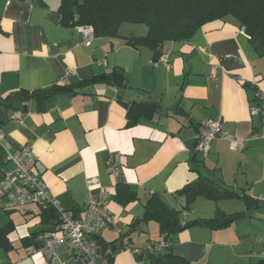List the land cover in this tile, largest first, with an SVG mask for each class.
Wrapping results in <instances>:
<instances>
[{
  "label": "crops",
  "instance_id": "obj_1",
  "mask_svg": "<svg viewBox=\"0 0 264 264\" xmlns=\"http://www.w3.org/2000/svg\"><path fill=\"white\" fill-rule=\"evenodd\" d=\"M59 4L0 0V104L21 89L77 87L92 79L47 96L43 110L31 102L21 122L7 113L0 124V179L5 151L29 145L30 170L64 210L79 216L88 193L102 188L111 220L97 239L107 245L113 264H141L161 240L193 263L264 264V202L248 206L243 199L264 197V117L250 114L255 90L264 91V55L232 17L206 24L187 41L165 42L160 53L169 52L170 66L151 48L126 42V35L144 34L145 28L95 36L85 46L75 26L62 24ZM114 70L124 77L110 81ZM133 101L159 107L130 122L124 104ZM209 117L244 139V149L230 151L218 136L203 158L197 140ZM201 175L240 196L200 195L186 205L181 190ZM121 186L133 192L125 204L116 199ZM151 196L180 210V224L210 219L217 210L245 215L221 228L178 227L166 238L158 221L144 216ZM6 202L0 190V225L13 224L10 248L0 247V264H67L72 257L65 245L51 259L40 242L42 230L58 225V213L49 216L34 205L7 209Z\"/></svg>",
  "mask_w": 264,
  "mask_h": 264
},
{
  "label": "trees",
  "instance_id": "obj_2",
  "mask_svg": "<svg viewBox=\"0 0 264 264\" xmlns=\"http://www.w3.org/2000/svg\"><path fill=\"white\" fill-rule=\"evenodd\" d=\"M58 12L61 15L62 24L75 27L90 26L96 37L122 35L123 24L144 25V34L126 35V42L137 46L145 45L154 51L156 57L161 54V47L165 42L187 41L206 24L232 17L237 21L240 30L247 36L255 51L264 55V0H60ZM109 75L111 76L110 81L116 76L124 77L118 70L112 71ZM91 83L92 79H89L78 84L77 87L54 84L49 88L32 91L21 89L17 95H9L3 99L0 104V124L7 117L8 112L26 111L31 102L36 103L38 108L43 110L47 96L79 89ZM124 105L130 122L139 116L150 115L155 108L159 107L156 102L150 101H133ZM3 172L4 168L2 175ZM181 191L186 194V205L200 195L215 200L240 196L205 175L185 184ZM132 197L133 192L126 186L117 189L116 199L122 204L130 201ZM243 199L248 206L259 203L248 197ZM186 209L187 207L183 211ZM42 212L48 213L49 216L56 213L50 209ZM180 212V210L169 208L163 201L151 196L145 206L144 216L156 219L160 232L167 238L178 227L203 225L221 228L234 218L245 215L244 212L225 215L217 210L210 219H196L180 224ZM12 228V223L0 225V247L10 248L8 234ZM97 238L95 236L103 257L99 262L113 264L112 257L106 252L107 245ZM139 259L143 261L142 256H139ZM204 262H189L169 246L152 251L147 260L141 264H204Z\"/></svg>",
  "mask_w": 264,
  "mask_h": 264
},
{
  "label": "built area",
  "instance_id": "obj_3",
  "mask_svg": "<svg viewBox=\"0 0 264 264\" xmlns=\"http://www.w3.org/2000/svg\"><path fill=\"white\" fill-rule=\"evenodd\" d=\"M81 40L80 43L89 46L94 39V32L90 26H76ZM169 52L161 53L157 60L169 65ZM69 74V71L66 73ZM23 112L14 110L9 118L21 122ZM251 116L260 115L264 117V91L256 89L250 105ZM205 131L197 140V150L205 158L211 149V141L215 137H223L228 141L230 151H241L245 147V140L231 135L222 128L221 121L215 118H207L204 121ZM34 156L29 145H22L16 151H5V168L0 179V190L6 194L7 209H17L28 205H34L41 211L54 209L58 213L59 223L55 229L43 231L40 234V242L44 254L55 258V249L65 245L69 255L80 258L84 264H98L99 250L95 240L98 231L105 227L111 220L107 209V193L98 188L86 196L84 207L79 216L72 211L64 210L58 200L52 196L44 181L34 174L29 164ZM94 180H89L92 183ZM263 201L264 197L254 198ZM171 244L161 240L151 245L150 252L159 250L162 247H169ZM138 254L137 249L132 250Z\"/></svg>",
  "mask_w": 264,
  "mask_h": 264
},
{
  "label": "rangeland",
  "instance_id": "obj_4",
  "mask_svg": "<svg viewBox=\"0 0 264 264\" xmlns=\"http://www.w3.org/2000/svg\"><path fill=\"white\" fill-rule=\"evenodd\" d=\"M130 28H133V30H143L145 27L144 25H138V24H123L122 25V33H125L127 31H129ZM150 224H154L153 222Z\"/></svg>",
  "mask_w": 264,
  "mask_h": 264
},
{
  "label": "water",
  "instance_id": "obj_5",
  "mask_svg": "<svg viewBox=\"0 0 264 264\" xmlns=\"http://www.w3.org/2000/svg\"><path fill=\"white\" fill-rule=\"evenodd\" d=\"M104 77V76H103ZM48 98H51V96H49ZM51 211H55L54 209H50ZM180 229V228H179ZM178 229V230H179ZM99 259H101V256L99 257ZM67 264H84V262L80 259V258H70L68 261H67Z\"/></svg>",
  "mask_w": 264,
  "mask_h": 264
}]
</instances>
